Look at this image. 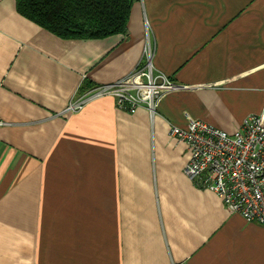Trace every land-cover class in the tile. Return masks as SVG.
Masks as SVG:
<instances>
[{"label": "crops", "instance_id": "obj_1", "mask_svg": "<svg viewBox=\"0 0 264 264\" xmlns=\"http://www.w3.org/2000/svg\"><path fill=\"white\" fill-rule=\"evenodd\" d=\"M148 48L179 86L153 114L111 95L68 109ZM263 107L264 0H135L123 32L79 39L0 0V264H264V223L191 180L172 135Z\"/></svg>", "mask_w": 264, "mask_h": 264}, {"label": "built area", "instance_id": "obj_2", "mask_svg": "<svg viewBox=\"0 0 264 264\" xmlns=\"http://www.w3.org/2000/svg\"><path fill=\"white\" fill-rule=\"evenodd\" d=\"M146 54L147 60L124 78L77 94L68 109L78 111L90 100L111 95L121 108L134 112L145 107L153 114L161 98L179 86L167 75L155 74L149 48ZM186 117V127L172 126V135L190 149L184 173L198 186L216 192L231 213L264 223V107L233 133Z\"/></svg>", "mask_w": 264, "mask_h": 264}, {"label": "trees", "instance_id": "obj_3", "mask_svg": "<svg viewBox=\"0 0 264 264\" xmlns=\"http://www.w3.org/2000/svg\"><path fill=\"white\" fill-rule=\"evenodd\" d=\"M135 0H17L20 12L63 38L123 32ZM89 88L82 87L80 92Z\"/></svg>", "mask_w": 264, "mask_h": 264}]
</instances>
